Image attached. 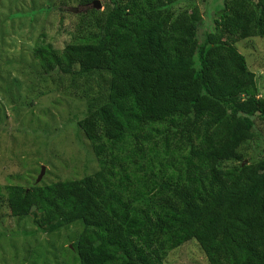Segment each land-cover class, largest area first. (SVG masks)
I'll return each mask as SVG.
<instances>
[{
    "label": "trees",
    "instance_id": "16d2710c",
    "mask_svg": "<svg viewBox=\"0 0 264 264\" xmlns=\"http://www.w3.org/2000/svg\"><path fill=\"white\" fill-rule=\"evenodd\" d=\"M182 0H113L96 32L34 53L43 75L96 76L107 91L77 128L97 170L79 180L4 186L13 218L52 234L80 222L79 264H164L195 242L208 264H264V160L231 169L264 124V100L235 44L264 39V0H225L197 39ZM2 196V189H0Z\"/></svg>",
    "mask_w": 264,
    "mask_h": 264
},
{
    "label": "rangeland",
    "instance_id": "374dc122",
    "mask_svg": "<svg viewBox=\"0 0 264 264\" xmlns=\"http://www.w3.org/2000/svg\"><path fill=\"white\" fill-rule=\"evenodd\" d=\"M113 0H0V264H79L80 222L52 234L40 231L32 214L10 216L4 186L28 188L79 180L97 170L89 142L77 128L88 104L107 91L96 76L72 80L43 75L36 51H62L87 40L94 23L112 9ZM124 1V0H121ZM225 0H182L173 17L192 18L201 43L213 31ZM99 6V8H97ZM183 14V15H184ZM235 49L254 76L255 95L264 100V39L240 40ZM254 137L238 149L231 169L264 160V124L254 121ZM44 167V174L37 179ZM120 264V263H119ZM164 264H208L195 242L170 252Z\"/></svg>",
    "mask_w": 264,
    "mask_h": 264
},
{
    "label": "water",
    "instance_id": "95a60500",
    "mask_svg": "<svg viewBox=\"0 0 264 264\" xmlns=\"http://www.w3.org/2000/svg\"><path fill=\"white\" fill-rule=\"evenodd\" d=\"M97 8H99V6H98ZM44 170H45V168H44V167H41V172H40V174H39V177H38V179H37V182H39V181L41 180V178H42V176H43V174H44Z\"/></svg>",
    "mask_w": 264,
    "mask_h": 264
}]
</instances>
